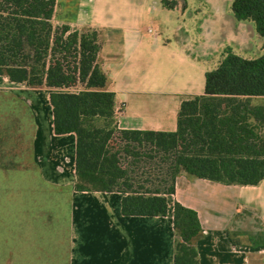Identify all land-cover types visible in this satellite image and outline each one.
<instances>
[{
  "label": "crops",
  "instance_id": "crops-1",
  "mask_svg": "<svg viewBox=\"0 0 264 264\" xmlns=\"http://www.w3.org/2000/svg\"><path fill=\"white\" fill-rule=\"evenodd\" d=\"M105 1L55 0L52 22L98 30L97 64L114 92L118 128L175 130L181 99L203 90L186 91L172 79L160 85L159 76L174 79L178 69L185 79L193 70L199 78V66L184 48L171 53L170 65L150 64L166 45L147 46L136 15L106 10ZM125 1L138 14L136 0ZM108 38L123 46V58L103 56ZM49 91L0 75V264H173L174 201L197 213L198 264H264V175L256 184H226L180 173L165 214H122V192L75 187L76 137L53 131Z\"/></svg>",
  "mask_w": 264,
  "mask_h": 264
},
{
  "label": "trees",
  "instance_id": "trees-1",
  "mask_svg": "<svg viewBox=\"0 0 264 264\" xmlns=\"http://www.w3.org/2000/svg\"><path fill=\"white\" fill-rule=\"evenodd\" d=\"M55 0H0V75L50 89L56 134L73 132L75 187L120 191L121 213L163 215L180 173L226 184H256L264 175V0H232L250 20L262 53L225 47L204 73L201 94L181 99L173 131L118 128L114 92L97 64L98 30L53 23ZM76 88V90H72ZM254 97L262 103L253 104ZM110 133L117 139L109 141ZM173 264H198L202 228L194 209L174 201Z\"/></svg>",
  "mask_w": 264,
  "mask_h": 264
},
{
  "label": "rangeland",
  "instance_id": "rangeland-1",
  "mask_svg": "<svg viewBox=\"0 0 264 264\" xmlns=\"http://www.w3.org/2000/svg\"><path fill=\"white\" fill-rule=\"evenodd\" d=\"M138 1L133 2L134 7L138 6V14L129 8L125 0H106L103 7L106 10L117 9L126 17L136 15L134 28L147 46L155 40L166 45L165 48L157 50L156 56L150 58V64L159 62L160 66L170 65L171 53L174 54L184 48L200 68L199 78L193 70V75L189 79L184 78L183 70L178 72L176 69L174 74L180 76L174 79L173 76L169 77L170 73L166 76L167 74L162 71L159 76L160 85L167 84L172 79L176 87L186 91L197 89L202 91L204 71L216 67L222 51L228 45L237 54L247 58L257 57L262 53V38L257 34L254 23L250 20H241L243 25L240 27L234 25L236 18L230 9L232 0H143L141 12ZM148 5L154 8L147 9ZM113 40L111 38L104 40L106 44L103 46L102 54L121 59L123 46L114 44ZM143 66L149 71V65ZM179 67L181 69L183 65ZM137 79L139 80L138 76ZM2 122L3 118H0V123ZM116 140L110 133V143L114 144Z\"/></svg>",
  "mask_w": 264,
  "mask_h": 264
},
{
  "label": "built area",
  "instance_id": "built-area-1",
  "mask_svg": "<svg viewBox=\"0 0 264 264\" xmlns=\"http://www.w3.org/2000/svg\"><path fill=\"white\" fill-rule=\"evenodd\" d=\"M148 30H150V28H148Z\"/></svg>",
  "mask_w": 264,
  "mask_h": 264
}]
</instances>
